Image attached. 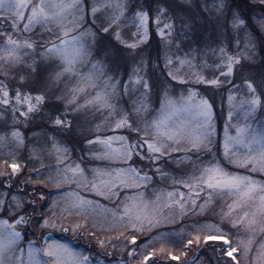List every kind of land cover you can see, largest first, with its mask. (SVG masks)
Returning <instances> with one entry per match:
<instances>
[{
    "label": "snow or ice",
    "instance_id": "6c2138e0",
    "mask_svg": "<svg viewBox=\"0 0 264 264\" xmlns=\"http://www.w3.org/2000/svg\"><path fill=\"white\" fill-rule=\"evenodd\" d=\"M0 264H264V0H0Z\"/></svg>",
    "mask_w": 264,
    "mask_h": 264
}]
</instances>
